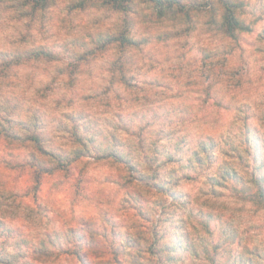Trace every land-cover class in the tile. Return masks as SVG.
I'll use <instances>...</instances> for the list:
<instances>
[{"label":"rangeland","instance_id":"obj_1","mask_svg":"<svg viewBox=\"0 0 264 264\" xmlns=\"http://www.w3.org/2000/svg\"><path fill=\"white\" fill-rule=\"evenodd\" d=\"M25 2L0 0V264H264V0Z\"/></svg>","mask_w":264,"mask_h":264},{"label":"trees","instance_id":"obj_2","mask_svg":"<svg viewBox=\"0 0 264 264\" xmlns=\"http://www.w3.org/2000/svg\"><path fill=\"white\" fill-rule=\"evenodd\" d=\"M50 1L52 0H26V5L31 6V8H35L37 7H44L46 4H48ZM131 0H78V6L79 8H85L86 6L89 5H93L95 3L101 2L104 5H107L109 7H112L115 10H125L126 7L128 6V4L130 3ZM150 2H153L156 6V8H158L160 13H164L165 10L170 9L173 5V3L178 2V0H149ZM229 10V9H228ZM224 24H225V29L231 33L232 31H234L235 29H244V26H242L238 20H236L233 17V14L231 13V11H229L228 13H226L225 18H224ZM121 42L130 44V40L126 35L121 34V36H119ZM36 56L39 55H44V56H48V52L46 51H37L35 52ZM3 133L0 130V137H2ZM29 141H33V142H37V138H26ZM40 149V147H39ZM260 167V166H259ZM257 167L256 169H253L250 173V181L251 183L254 185L255 189H254V196L255 199L257 201V203L261 206L264 207V178L263 176L257 172L260 171V168ZM227 174H229V172H226ZM34 180L37 182L38 181V177H39V172L34 171ZM223 177V176H222ZM229 178V177H228ZM142 213V212H141ZM144 213V212H143ZM160 217L158 218L156 225H153V229L152 231H149L150 233V237H155L156 235H158V231H157V227L159 226V221H160ZM158 225V226H157ZM161 238V237H160ZM161 241V239H160ZM174 248H172V246H167V245H161L160 250H158V254L155 257V261L159 262V264H164L166 259L165 256L168 255L169 253H171V251H173ZM68 254H71L72 256H74L77 261L80 264H90L89 262V258L92 256L93 254L89 253V252H85L82 250H73V251H65ZM48 253H45L44 255H47ZM118 252L114 251L113 252V256L114 259L117 263H120V260L117 258Z\"/></svg>","mask_w":264,"mask_h":264}]
</instances>
